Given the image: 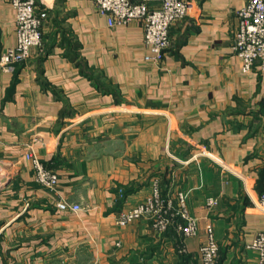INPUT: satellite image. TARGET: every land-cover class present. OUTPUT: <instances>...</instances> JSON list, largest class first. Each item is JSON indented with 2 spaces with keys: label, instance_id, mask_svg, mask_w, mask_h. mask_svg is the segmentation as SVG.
Returning a JSON list of instances; mask_svg holds the SVG:
<instances>
[{
  "label": "crops",
  "instance_id": "1",
  "mask_svg": "<svg viewBox=\"0 0 264 264\" xmlns=\"http://www.w3.org/2000/svg\"><path fill=\"white\" fill-rule=\"evenodd\" d=\"M188 1L158 65L140 21L110 26L93 0H38L42 45L15 71L0 65V264H199L210 225L219 264H258L264 71L244 72L233 51L246 0ZM16 44V11L0 0V54ZM31 150L59 173L56 191L36 181ZM156 181L164 199L186 193L198 235L119 225Z\"/></svg>",
  "mask_w": 264,
  "mask_h": 264
},
{
  "label": "built area",
  "instance_id": "2",
  "mask_svg": "<svg viewBox=\"0 0 264 264\" xmlns=\"http://www.w3.org/2000/svg\"><path fill=\"white\" fill-rule=\"evenodd\" d=\"M98 12L107 17L110 26L130 24L140 21L144 27L145 45L151 50L146 60L161 64L166 51L171 46V27L188 16V0H93ZM16 11L17 44L5 49L0 54V65L7 71H15L17 66L27 61L31 50L40 47L43 42V25L47 10L41 9L38 0H11ZM151 3L158 6L152 7ZM238 25L235 30L233 51L241 59L244 72L252 70L255 63H260L264 71V0H246L238 11ZM264 107V101H263ZM35 171L36 181L44 188L55 191L60 182L59 173L49 169L33 151L25 154ZM253 207L264 213V194L252 199ZM209 207L217 204V199L208 198ZM61 210L79 211L80 204L60 201ZM149 217L154 229L165 232L174 224L182 239L194 237L199 233V223L188 210L187 195L180 192L176 202L164 199L159 183L153 184L148 197L135 207L123 211L118 223L129 225L135 220ZM258 257V264H264V230L258 232L249 245ZM220 245L214 228L207 229V241L200 247L199 264H219Z\"/></svg>",
  "mask_w": 264,
  "mask_h": 264
},
{
  "label": "rangeland",
  "instance_id": "3",
  "mask_svg": "<svg viewBox=\"0 0 264 264\" xmlns=\"http://www.w3.org/2000/svg\"><path fill=\"white\" fill-rule=\"evenodd\" d=\"M49 191H50V190H49ZM55 191H56V190H55ZM215 199H216V198H215ZM207 202H208V199H207ZM187 203H188V200H187ZM217 204H218V200H217ZM217 204H216V205H217ZM216 205H215V206H216ZM207 206L209 207V205H208V204H207ZM215 206H214V207H215ZM134 207H135V206H134ZM209 208H210V207H209ZM211 208H213V207H211ZM188 210H189V207H188ZM189 212H190V210H189ZM190 214L192 215V213H191V212H190ZM192 217H194L195 219H197V221H198V223H199V220H198V218H197V217H195V216H193V215H192ZM141 219H143V218H141ZM141 219H138V220H141ZM144 219H145V218H144ZM147 219H150V218H149V217H147ZM138 220H135V221H134V222H132V223H135V222H136V221H138ZM132 223H130V224H132ZM130 224H129V225H130ZM119 225H120V224H119ZM126 226H127V225H126ZM152 227H153V225H152ZM153 228H154V227H153ZM219 259H220V257H219Z\"/></svg>",
  "mask_w": 264,
  "mask_h": 264
},
{
  "label": "trees",
  "instance_id": "4",
  "mask_svg": "<svg viewBox=\"0 0 264 264\" xmlns=\"http://www.w3.org/2000/svg\"><path fill=\"white\" fill-rule=\"evenodd\" d=\"M133 1V0H132ZM139 1H141V0H139ZM133 2H138V1H133ZM41 9H43V7H40ZM171 35V34H170ZM25 62H23V63H21V64H19L18 66H17V68H19L22 64H24ZM16 68V69H17ZM49 169H51L50 168V166L49 165H47V164H45ZM161 193H162V191H161ZM262 194H264V190H262V191H260V195H262ZM163 196V195H162ZM181 238V237H180ZM220 256H221V247H220ZM219 262H220V259H219Z\"/></svg>",
  "mask_w": 264,
  "mask_h": 264
}]
</instances>
